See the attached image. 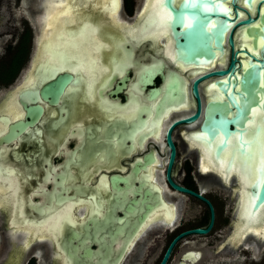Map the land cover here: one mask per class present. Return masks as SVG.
I'll return each mask as SVG.
<instances>
[{
    "label": "flooded vegetation",
    "instance_id": "obj_1",
    "mask_svg": "<svg viewBox=\"0 0 264 264\" xmlns=\"http://www.w3.org/2000/svg\"><path fill=\"white\" fill-rule=\"evenodd\" d=\"M52 1L0 0V131L27 119L30 104L40 111L31 124L0 141V264H159L168 245L162 264H198L219 232L213 252L241 244L248 232L236 231L241 208L236 172L223 179L221 172L201 168L199 115L173 123L197 110L191 83L199 72L196 65L172 60L170 49L148 36L151 23L139 28L144 0L133 14L134 0H120L119 16L131 21L129 32L138 28L135 37L108 12L100 16L126 35L113 42L96 34L106 47L96 42L91 48L97 52L94 77L59 60L48 68L50 101L37 86L35 100L20 95L31 86L35 61L47 51ZM90 2L74 7L77 22L66 27L92 21L90 11L101 7ZM51 48L53 61L66 56ZM59 73L69 77L55 91ZM212 77L196 83L201 107ZM211 212L206 231L191 230L207 226Z\"/></svg>",
    "mask_w": 264,
    "mask_h": 264
},
{
    "label": "water",
    "instance_id": "obj_2",
    "mask_svg": "<svg viewBox=\"0 0 264 264\" xmlns=\"http://www.w3.org/2000/svg\"><path fill=\"white\" fill-rule=\"evenodd\" d=\"M158 3L159 0H156ZM264 0H163L161 13L169 17L161 22L164 34L170 39L171 59L183 64H193L199 74L191 83L193 95L197 98V110L178 118L173 123L187 122L199 115L196 133L200 144L205 145L215 161L229 145V152L221 167L223 179L234 154L241 161H250L253 146L258 142L264 122ZM102 8L103 4H99ZM39 10L41 6L38 5ZM253 8V9H252ZM252 9V11H251ZM139 28L153 23L154 17L145 13ZM147 17V18H146ZM39 18V17H38ZM159 19V17H158ZM160 20V19H159ZM38 38L41 37L42 27ZM246 39L245 44L238 40ZM226 53L222 64L213 62ZM33 59V58H32ZM32 62V60H31ZM33 69L31 86L19 93L29 100H35L38 93L50 101V69L38 66ZM34 63V62H33ZM213 76L207 83L209 99L200 105L196 83ZM69 77L59 73L52 82L55 91ZM176 79V76L173 77ZM45 82L41 83L42 81ZM40 85V86H39ZM27 119H17L8 124L5 133L0 131V141L8 140L17 130L31 124L40 113L36 104L26 107ZM2 119H5L2 118ZM6 120V119H5ZM167 142L170 143L168 133ZM252 176L245 186L249 202V214L264 204V151L261 145L255 149ZM233 175V174H232ZM232 175H229L230 178ZM180 190L193 193L207 200L197 192L175 185ZM209 204V203H208ZM210 211L211 206L209 205ZM212 212L207 226L191 230L204 232L210 226ZM190 231V230H187ZM170 245L166 248L159 264H162Z\"/></svg>",
    "mask_w": 264,
    "mask_h": 264
},
{
    "label": "bare ground",
    "instance_id": "obj_3",
    "mask_svg": "<svg viewBox=\"0 0 264 264\" xmlns=\"http://www.w3.org/2000/svg\"><path fill=\"white\" fill-rule=\"evenodd\" d=\"M90 1L91 0H85V2H83L84 3L83 5L87 6L88 2H90ZM52 2H53L52 3L53 8H51V6H50V8H48L47 14H46V27L49 28V33H48V36L46 38L47 43L45 44V48L47 51L43 54V56L41 55L43 60L41 59V61H40V59H39L40 57L38 58L40 65H42L43 67H46V68H50L51 64L53 62H55V64H56V63H58L59 60H61L62 63L66 64L67 61H68V63H69V61H71L73 68L77 67L79 70H81L82 73L83 72L86 73L85 75L88 76V78L94 77L92 75L95 72L94 69L96 68V64H97V62H96L97 52H96V54L95 53L92 54L91 48L97 47L95 45V43L98 41V37H97V35H93L91 33L90 29H85V27H84L85 25H90V24H88V21H87L88 19H84L74 29H70L69 27H66V26L72 25L73 23L76 24L77 21H76L75 15L78 13L72 12L71 15H58L57 16L58 13H62L65 10V8L70 6V5L74 9V7H76L80 4L81 0H77V3L74 5L71 3V0H53ZM154 2H156V0H144L142 7L139 8L137 16L145 13L147 15V17H150V16L154 17V22L151 23V26H150V24L148 26L149 27L148 29L151 30L150 33L148 34V36L153 37L157 41H161L163 44V47L167 51H169L171 42H170V39L168 37H166V35L164 34L163 26L160 25V20L158 19V17H159L158 13L159 14H162V13H161V11L158 10V8L153 7ZM255 2H256V0H252L253 5L255 4ZM91 4L94 8L98 7L99 4H103L102 8H100V9L103 12H108V11H105L104 9H105V5L109 4V0H94V1L92 0ZM109 7H110V4H109ZM263 7H264V4H263ZM49 9H50V11H49ZM119 9H120V0H119V7H118V10L116 11L115 15L112 16V15H110L109 12H108V15L110 16V19L112 20V22L114 24L120 26V28L125 30V32H127V31L129 32L128 26L131 24V21H128V19L126 21H124L119 16ZM252 9H251V11H252ZM96 10L98 11V9H96ZM97 18H98V16H97ZM49 24H51V27H49ZM126 29H128V30L126 31ZM137 30H138V28L135 29V31H133V32L130 31L127 34L135 37L134 35L137 32ZM125 35L123 34L124 37H125ZM239 41L241 42V44L244 45L246 42V39L242 38L241 40H238V42ZM86 42H87V45H86ZM51 47L60 48L61 50H59V52L62 51V53H66V56H63L62 54H60L59 56H55V59L53 61V58L51 59V49H52ZM226 58H227V56L225 53L221 57L216 58L213 62L216 61V62L222 64L226 61ZM30 75H28V78H26L27 81H28ZM30 80H33V78L32 79L30 78ZM28 82L30 83L31 81H28ZM210 86H212V85H210ZM210 86L208 88H210ZM11 104H12V102H11ZM12 106H14V105L12 104ZM8 109H9V106H8ZM10 111H12V110H10ZM13 111H14V109H13ZM16 112H18V111H16ZM262 128H263L262 129L263 131L260 135V138L258 139V142L253 146L250 161L249 162H248V160L247 161H241V158L239 159L238 157H236L233 154L232 159H231V165L227 168V171H226L227 177H229V175H231V173L236 172L237 179H238L240 186H241L240 194H239V199H240L239 202H240V207H241L240 211H239L240 212V214H239L240 226L236 231H237V233L239 231L240 235H241V233L243 234L244 232L245 233L248 232L247 234L249 236L253 237L256 242H258V241L260 242L261 240H259V239H264V204L261 205V207H259L258 210H256L254 213L249 214V212H248L249 211V209H248L249 202H248V199L246 196L245 186L253 174L252 168H253V160L255 159L253 157L254 152L256 151L255 149L261 145V149L264 151V122L262 123ZM229 148H230L229 145L226 144L225 148L223 149V151L221 152L219 157L213 163L212 162L213 158L211 159V157H210L209 149L205 145L200 146L199 150H200L201 168L203 169V171L204 170L207 171L209 169H212V170L217 172V171L221 170V167L224 164V160L226 159L227 154L229 152ZM227 177H226V179H227ZM11 179H9V180H11ZM10 183H11V181H10ZM8 187H10V186H8ZM239 234L237 235V238H238ZM249 247H250V245H249ZM253 247L256 249L255 244H253L252 248Z\"/></svg>",
    "mask_w": 264,
    "mask_h": 264
},
{
    "label": "rangeland",
    "instance_id": "obj_4",
    "mask_svg": "<svg viewBox=\"0 0 264 264\" xmlns=\"http://www.w3.org/2000/svg\"><path fill=\"white\" fill-rule=\"evenodd\" d=\"M139 1L141 0H134V2L133 1L131 2L130 5L131 10L129 11V13L133 14V11L136 8ZM91 3L92 0L90 4ZM39 12L40 10L37 13ZM102 15H104V12L102 10L97 11L94 9L93 11H91L92 21L87 20L88 24L90 25L92 24V26H99L100 32H103L105 36L113 40V42L121 41L124 37L123 33L121 32V29L119 28L120 29L119 30L113 28L111 25H109V23L105 22L104 19L100 18V16ZM126 19L129 18L126 17ZM215 184L217 185V188H220L223 192L227 191V188H223L222 186H219V184H217V181H215ZM219 233L220 236H215L214 239L212 240V244L207 248L205 247L206 249H209V252L203 254V257L201 258L198 264H264V239H259L261 241L256 242L253 237L247 235L242 240L241 244H236L235 248L231 250H226V248H221L220 250L213 252L212 249H215L216 242L219 239H221V235L223 234V232H219ZM253 244H255L256 249L254 247L252 248Z\"/></svg>",
    "mask_w": 264,
    "mask_h": 264
},
{
    "label": "snow or ice",
    "instance_id": "obj_5",
    "mask_svg": "<svg viewBox=\"0 0 264 264\" xmlns=\"http://www.w3.org/2000/svg\"><path fill=\"white\" fill-rule=\"evenodd\" d=\"M81 2H85V0H81ZM71 3L76 4L77 0H71ZM109 4H110V7H109ZM109 4L105 5L104 10L108 11L110 13V15L114 16L116 11L118 10V7H119V0H109ZM153 7L162 9L163 8V0H159L158 3L154 2ZM72 11H73V8L70 5V6L66 7L62 13H58L57 16L58 15H71ZM158 15H159V19L161 22H163L166 19V17H169V14H167V13H163V14L158 13ZM49 27H51V24H49ZM84 27H85V29H90V31L93 35H96L100 32L99 26L85 25ZM97 44L99 47H106V45L100 43L99 41H97ZM262 165H264V161H262Z\"/></svg>",
    "mask_w": 264,
    "mask_h": 264
}]
</instances>
